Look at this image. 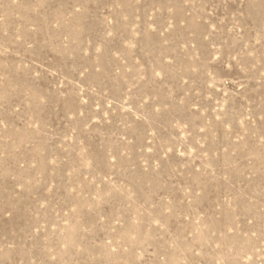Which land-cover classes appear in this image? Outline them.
I'll list each match as a JSON object with an SVG mask.
<instances>
[{
    "label": "rangeland",
    "instance_id": "obj_1",
    "mask_svg": "<svg viewBox=\"0 0 264 264\" xmlns=\"http://www.w3.org/2000/svg\"><path fill=\"white\" fill-rule=\"evenodd\" d=\"M0 264H264V0H0Z\"/></svg>",
    "mask_w": 264,
    "mask_h": 264
}]
</instances>
